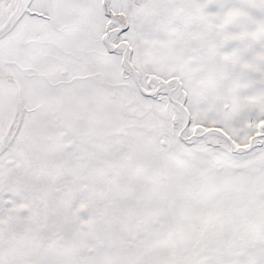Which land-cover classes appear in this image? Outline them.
Masks as SVG:
<instances>
[{
	"label": "snow or ice",
	"instance_id": "6c2138e0",
	"mask_svg": "<svg viewBox=\"0 0 264 264\" xmlns=\"http://www.w3.org/2000/svg\"><path fill=\"white\" fill-rule=\"evenodd\" d=\"M0 264H264V0H0Z\"/></svg>",
	"mask_w": 264,
	"mask_h": 264
}]
</instances>
